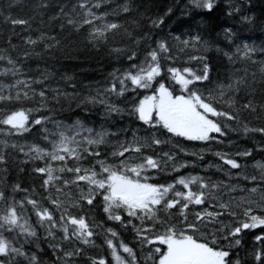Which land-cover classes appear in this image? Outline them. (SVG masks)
Here are the masks:
<instances>
[{
  "label": "snow or ice",
  "instance_id": "6c2138e0",
  "mask_svg": "<svg viewBox=\"0 0 264 264\" xmlns=\"http://www.w3.org/2000/svg\"><path fill=\"white\" fill-rule=\"evenodd\" d=\"M0 264H264V0H2Z\"/></svg>",
  "mask_w": 264,
  "mask_h": 264
},
{
  "label": "trees",
  "instance_id": "16d2710c",
  "mask_svg": "<svg viewBox=\"0 0 264 264\" xmlns=\"http://www.w3.org/2000/svg\"><path fill=\"white\" fill-rule=\"evenodd\" d=\"M0 2H2V0H0ZM157 2H160V0H157ZM172 23V22H170ZM35 27V25H34ZM87 67H89L90 69H97V65L95 63H93L92 65H88ZM110 70V69H107ZM89 79H100V74H99V69H97L96 74H89L88 76ZM251 243V237H246L245 241H244V247L247 248V246ZM244 253L243 251H241V256H243Z\"/></svg>",
  "mask_w": 264,
  "mask_h": 264
}]
</instances>
